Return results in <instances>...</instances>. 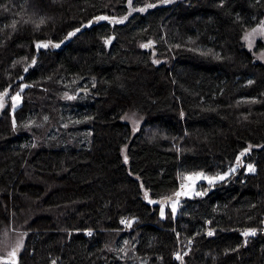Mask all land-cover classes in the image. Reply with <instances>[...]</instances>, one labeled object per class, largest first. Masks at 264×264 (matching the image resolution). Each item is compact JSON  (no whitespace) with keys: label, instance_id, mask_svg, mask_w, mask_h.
Returning <instances> with one entry per match:
<instances>
[{"label":"trees","instance_id":"trees-1","mask_svg":"<svg viewBox=\"0 0 264 264\" xmlns=\"http://www.w3.org/2000/svg\"><path fill=\"white\" fill-rule=\"evenodd\" d=\"M259 26L264 0H0V90L22 98L0 112V235L23 230L18 264H179L175 229L195 237L186 264H264V235H240L264 226ZM237 164L172 212L179 179Z\"/></svg>","mask_w":264,"mask_h":264},{"label":"rangeland","instance_id":"rangeland-1","mask_svg":"<svg viewBox=\"0 0 264 264\" xmlns=\"http://www.w3.org/2000/svg\"><path fill=\"white\" fill-rule=\"evenodd\" d=\"M255 29L259 30L261 29V27H256ZM252 34L251 36L249 34ZM248 37V39H246L245 37ZM262 35L259 34V31L253 33V30L250 31L249 33H247L245 36H244V40H245V44L247 45V47L249 49H253V47L255 46V43L259 40V39H262ZM257 58L260 59L262 62H264V51H262L260 54L257 55ZM4 93H7L6 95H4ZM17 94V93H16ZM16 94L12 95V97H14ZM0 96H3V102H2V106H0V112L3 111L5 109V107L7 106V102L8 100L11 98V106H12V109H16L20 106L21 104V95L19 93V100H13L12 97L10 96V94L8 92H3L0 90ZM124 121L126 123H128L131 127V130H132V135H135L140 127H141V121L135 119V118H124ZM251 146V147H249ZM247 147V149L239 155L238 159H237V163L241 162L242 159H243V156L246 155L247 153H249L252 148H253V145H249ZM256 148V147H255ZM126 154L124 153V156ZM248 166H251V165H246V172L247 173H254L255 172V168L254 166H251V168L253 169L252 171H249V167ZM240 167H242V164L239 166V164L231 167L229 170H227L225 173H220L214 177H210V176H207L205 174H203L204 176H202V180L203 182L207 183L208 185H214L218 182H221V181H224L226 180L227 178H229L232 174H234ZM232 169H235V171H231ZM227 173V175H225ZM191 175V174H190ZM220 177H224L223 179H220ZM189 178V177H188ZM186 179V178H185ZM179 180H183V179H179ZM211 181V182H210ZM199 186H195L191 189H188L186 191H183L182 193L178 194L177 195V199H175L174 202L171 203V207H175V213L178 211L180 205H181V202L183 199L185 198H191L193 197L194 195H199L201 194L202 192L199 190L198 188ZM162 205V204H161ZM160 210H163V215L164 216V213H165V206L162 205L161 209ZM9 231H6L5 233L1 234L0 235V254L1 255H6V256H10L11 253H13V251L15 249L19 250V248L21 247L22 243H23V239L25 238V234L23 232V230L21 228L17 229L15 228L14 224H11L9 226ZM125 230V228H124ZM11 234L13 235V239H11ZM13 245V249H11L10 251V245ZM13 250V251H12Z\"/></svg>","mask_w":264,"mask_h":264},{"label":"built area","instance_id":"built-area-1","mask_svg":"<svg viewBox=\"0 0 264 264\" xmlns=\"http://www.w3.org/2000/svg\"><path fill=\"white\" fill-rule=\"evenodd\" d=\"M203 174L204 173H193L191 175H188L186 177V179H184L182 181L178 180L179 189H178L177 195L182 193L183 191L191 189V188L195 187L196 185L199 186L201 183H203V180L201 179L202 176H204ZM122 221H123V223H122ZM121 225L126 229L127 227H129V220L126 218L122 219ZM253 230L255 231V235H248V236L243 235L245 232H251ZM173 231H174L176 241H177V250L175 252V257L176 258H177V256L180 257V259H177L179 264H186V257L188 256V254L192 250L195 237L183 238V237H181L178 230L175 229ZM214 232H215V229H213L211 227L210 220H206L204 223V226H203L202 236H205L207 238L212 237ZM209 233H211V234H209ZM240 235H241L242 239L244 240V242L246 243L250 239L256 238L259 235H264V226L260 227V228L259 227H257V228H244V229L240 230Z\"/></svg>","mask_w":264,"mask_h":264},{"label":"snow or ice","instance_id":"snow-or-ice-1","mask_svg":"<svg viewBox=\"0 0 264 264\" xmlns=\"http://www.w3.org/2000/svg\"><path fill=\"white\" fill-rule=\"evenodd\" d=\"M129 2H130V0H129ZM147 7H154V5H147ZM97 20H107V19H109L108 17H106V16H100V17H97L96 18ZM117 22H123V21H117ZM77 31H79V29H77ZM257 31H259V34L260 35H262V36H264V26H262L261 27V29H259V30H257V29H253V33H255V32H257ZM74 33H70L69 35H73ZM250 36L252 35L251 33L249 34ZM246 39H248V37L246 36L245 37ZM105 43H111V41L110 40H106L105 41ZM42 46H44V47H47V45H42ZM56 47H59V45L57 44V45H55ZM147 45H145V47H146ZM25 71H27V68H25ZM26 87V86H25ZM21 91H22V89H21ZM7 93H4V95H6ZM19 93H17L14 97H12V99L13 100H19ZM70 99H71V97H69ZM2 102H3V96H0V106H2ZM249 147H251V146H249ZM127 158L125 157V160H126ZM249 167V171H252L253 169L251 168V166H248ZM231 171H235V169H232ZM225 175H227V173L225 174ZM224 177H220V179H223ZM211 182V181H210ZM145 195L147 196V193H145ZM172 212L173 213H175V207H173V209H172ZM161 215H163V210H161ZM122 223H123V221H122ZM90 234V233H89ZM209 234H211V233H209ZM243 235H245V236H248V235H255V231L253 230V231H251V232H245ZM177 259H180V257L179 256H177Z\"/></svg>","mask_w":264,"mask_h":264},{"label":"water","instance_id":"water-1","mask_svg":"<svg viewBox=\"0 0 264 264\" xmlns=\"http://www.w3.org/2000/svg\"><path fill=\"white\" fill-rule=\"evenodd\" d=\"M97 21H100V22H103V21H108V19L107 20H95L93 23H95V22H97ZM116 22V20H113V24ZM91 24V23H90ZM89 24V25H90ZM112 39V36L110 37V39L109 40H111ZM152 47V45L151 44H149V45H147V49H150ZM80 92H84L85 93V95H88V90H81ZM170 201V199L168 200V201H166L165 203H168ZM152 203L154 204V205H161L162 204V202H158V201H152ZM0 258L4 261V262H6V263H8V264H18L19 263V260H18V250L17 249H15L14 251H13V253H11V255L9 256H0Z\"/></svg>","mask_w":264,"mask_h":264}]
</instances>
